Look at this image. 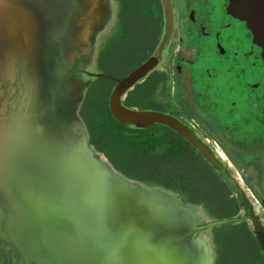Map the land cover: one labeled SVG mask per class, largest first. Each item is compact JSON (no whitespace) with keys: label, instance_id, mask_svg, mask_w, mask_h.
Instances as JSON below:
<instances>
[{"label":"flooded vegetation","instance_id":"flooded-vegetation-1","mask_svg":"<svg viewBox=\"0 0 264 264\" xmlns=\"http://www.w3.org/2000/svg\"><path fill=\"white\" fill-rule=\"evenodd\" d=\"M125 1L144 8L134 14L144 23L146 54L121 76L102 73L112 82L104 108L110 111L118 80L154 56L156 63L145 75L120 85L121 104L177 119L205 145L215 164L168 125L124 124L143 138L149 158L166 162L168 146L174 145L179 159L185 142L209 165L211 172L202 168L209 207L222 212L211 216L200 204L180 201L195 207L202 223L230 219L187 231L208 238L212 264L221 257L225 264H264L259 241L264 240V58L249 22L229 7L231 0H67L56 12L47 7L48 0L18 4L14 11L0 0V264H39L18 227L13 203L17 169L7 170L17 156L8 157V145L24 121L50 129L58 123L68 126L76 117L88 142L81 110L89 78L95 77L87 72L97 68L91 55L95 50L98 62L125 29ZM13 16L22 19L15 29L8 21ZM23 27L29 31L25 37Z\"/></svg>","mask_w":264,"mask_h":264},{"label":"water","instance_id":"water-1","mask_svg":"<svg viewBox=\"0 0 264 264\" xmlns=\"http://www.w3.org/2000/svg\"><path fill=\"white\" fill-rule=\"evenodd\" d=\"M6 5L14 11L18 3L5 0ZM229 7L249 22L264 58V0H231ZM8 21L15 29L22 19L13 16ZM22 31L24 37L29 33L26 27ZM155 60L149 58L118 80L109 98L112 116L138 127L154 122L168 125L215 164L205 145L177 119L121 104L120 85H130L145 75ZM67 125L58 123L49 129L24 121L15 141L8 145V157L17 156L13 165L7 163V170L17 169L13 203L18 227L39 264H212L209 242L205 247L200 235L191 237L187 231L230 219L202 223L200 212L174 193L113 171L88 144L78 117ZM259 241L264 248V240Z\"/></svg>","mask_w":264,"mask_h":264},{"label":"trees","instance_id":"trees-1","mask_svg":"<svg viewBox=\"0 0 264 264\" xmlns=\"http://www.w3.org/2000/svg\"><path fill=\"white\" fill-rule=\"evenodd\" d=\"M81 114L89 133L88 143L92 144L97 151L102 152L112 167L119 173L127 178L142 181L132 176L133 174L130 173L127 167L129 164H137L141 169L144 168L142 167L143 165L147 166L145 162H150L147 160L149 156L143 138L137 139L133 130L127 124L115 119L108 108H104V112H102L101 106L97 104L95 99H89L84 102ZM168 147L166 164L170 165L171 169L169 171H171L172 178L177 181L169 183L166 187L160 186L158 188L174 193L183 202L205 203V206H209L211 194L208 179L206 174L202 173V167L196 165L190 156L186 157L183 154L182 159L186 160V169H183L182 166L184 171L181 173L178 170L180 169L178 164L180 159L176 157L175 146L169 145ZM135 152L139 153L140 156L135 157ZM145 185L156 187L150 183ZM181 187L185 188L184 193L180 191ZM183 194H187V197L184 198ZM226 235L225 233L219 234V236Z\"/></svg>","mask_w":264,"mask_h":264},{"label":"rangeland","instance_id":"rangeland-1","mask_svg":"<svg viewBox=\"0 0 264 264\" xmlns=\"http://www.w3.org/2000/svg\"><path fill=\"white\" fill-rule=\"evenodd\" d=\"M142 7V5L140 4ZM124 11L127 13L125 14L128 19L125 21V29L119 30V33L114 37L113 42L114 46L107 49L100 57L99 61L97 62L95 56V50L92 53L91 57V64L96 65V72H101L111 77L114 76H121L134 67L140 60L145 57L146 54V39L147 33L144 30V23L138 22L135 18L134 12L136 11H144L142 7L141 10L138 5H131V1H125L123 6ZM129 42L130 45H129ZM89 87L85 93V101L89 99H95L97 104L101 106L102 112H104V100L106 101L109 90L112 86V82L108 78L102 77H90L89 78ZM84 104V103H83ZM83 107V105H82ZM82 111V110H81ZM84 111V109H83ZM88 133V132H87ZM89 134V133H88ZM170 137V134H169ZM182 153L184 156L191 157V160L196 164L201 166L203 169L208 170L211 172L209 165L204 161L198 153L194 151V149L182 142ZM147 144L145 143L146 151L148 150ZM169 148V147H168ZM135 157L140 156L139 153H134ZM183 156L179 157L178 164L180 165V169H178L181 173L182 166L183 169H186V160L182 159ZM139 160V159H137ZM150 162H145L147 166H142L144 168L140 169V166L135 164H129L127 169L129 168L130 173H132L135 178L140 179L135 180L143 185L151 184L156 187L164 186L166 187L169 183H175L177 180L172 178L171 171H169L170 165L166 164V162H162L157 160V158H147ZM136 161V160H135ZM139 163V161H137ZM205 172V171H204ZM205 174V173H203ZM134 180V179H133ZM145 183V184H144ZM184 198L187 197V194H183ZM198 199V198H197ZM199 204V203H197ZM201 204V203H200ZM203 208H206L207 211L213 215H217L222 211H217L211 209L209 206H205L201 204ZM225 258H219V264H225ZM218 264V263H217Z\"/></svg>","mask_w":264,"mask_h":264},{"label":"bare ground","instance_id":"bare-ground-1","mask_svg":"<svg viewBox=\"0 0 264 264\" xmlns=\"http://www.w3.org/2000/svg\"><path fill=\"white\" fill-rule=\"evenodd\" d=\"M17 1V3L18 4H22V6L23 7H26V5H28L29 4V2L31 1V0H16ZM101 159L103 160V162L105 163V164H107L109 167H112V165L109 163V161L104 157V156H101ZM113 168V167H112ZM113 171H116L117 173H119L115 168H113ZM194 212H196V211H194ZM197 213V212H196ZM201 237V242H202V244L205 246V247H207L208 246V238L206 237V236H200Z\"/></svg>","mask_w":264,"mask_h":264},{"label":"snow or ice","instance_id":"snow-or-ice-1","mask_svg":"<svg viewBox=\"0 0 264 264\" xmlns=\"http://www.w3.org/2000/svg\"><path fill=\"white\" fill-rule=\"evenodd\" d=\"M67 4V0H48L47 7L53 12L62 9Z\"/></svg>","mask_w":264,"mask_h":264}]
</instances>
